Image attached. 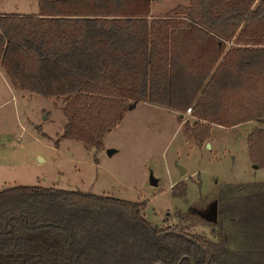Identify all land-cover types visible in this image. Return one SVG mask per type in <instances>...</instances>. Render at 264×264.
<instances>
[{
    "label": "trees",
    "instance_id": "1",
    "mask_svg": "<svg viewBox=\"0 0 264 264\" xmlns=\"http://www.w3.org/2000/svg\"><path fill=\"white\" fill-rule=\"evenodd\" d=\"M149 2L37 0V14L0 15V69L15 87L61 99V136L87 146L138 102L180 115L191 107L185 127L199 145L211 123L264 124V0H189L161 17L148 16ZM192 32L214 49L181 63ZM247 150L264 167L263 128ZM170 189L182 196L185 183ZM145 207L38 184L1 188L0 264H264V181L220 183L174 214L208 224L211 236L154 224Z\"/></svg>",
    "mask_w": 264,
    "mask_h": 264
},
{
    "label": "rangeland",
    "instance_id": "2",
    "mask_svg": "<svg viewBox=\"0 0 264 264\" xmlns=\"http://www.w3.org/2000/svg\"><path fill=\"white\" fill-rule=\"evenodd\" d=\"M150 1V13L163 16L189 0ZM61 103L13 86L0 69V189L38 184L144 200L148 221L211 236L208 224L179 221L174 214L200 195L212 196L220 183L264 181V167L254 168L247 150L248 134L264 124L215 126L211 143L199 145L184 125L195 120L192 112L138 102L127 106L95 147L61 136ZM177 165L185 170L182 196L170 189L180 181Z\"/></svg>",
    "mask_w": 264,
    "mask_h": 264
},
{
    "label": "crops",
    "instance_id": "3",
    "mask_svg": "<svg viewBox=\"0 0 264 264\" xmlns=\"http://www.w3.org/2000/svg\"><path fill=\"white\" fill-rule=\"evenodd\" d=\"M150 2H149V13H148V16L149 17H161V16H157V15H152V13H150L151 12L150 10H152ZM187 3H189V1H187ZM186 5H184V4H182V5L176 4L173 7H175V6H186ZM37 13H38L37 0H35V1L34 0H0V15H6V14L33 15V14H37ZM192 33H194V34L190 35L192 38L187 37V40H189V41H187V43L184 45V47L181 48L180 52H177V60L182 61L181 63H183V61H185L186 63H189V62L191 63L192 61H194V63H198L197 62V58H199L200 54L205 53V51H207V50H208V52L209 51H213V49H214L211 46L199 44L198 41H197L198 37H196V35H197L196 32H192ZM224 43H225V46H226L225 51L231 46H236V47L238 46L237 44H235L233 42V40L232 41H228V42L224 41ZM179 46H180V44L177 43L176 44V49H179L178 48ZM142 104H150V105H155V106H161V105L147 103V102L142 103ZM133 106H134V104H133ZM162 107H165V106H162ZM181 114L183 115V113H181ZM215 126H220V125H216V124H213V123L210 124V131H211L210 132V138L208 139V141L206 143H208V142L211 143V141H212V130H213V127H215ZM185 129H186V127H185ZM186 132H189V131L186 130ZM190 135H191V133H190ZM180 175L181 174H179V179L178 180L183 179L182 177H180Z\"/></svg>",
    "mask_w": 264,
    "mask_h": 264
},
{
    "label": "water",
    "instance_id": "4",
    "mask_svg": "<svg viewBox=\"0 0 264 264\" xmlns=\"http://www.w3.org/2000/svg\"><path fill=\"white\" fill-rule=\"evenodd\" d=\"M132 106L133 105H129V108H131ZM110 153H111V151H107V154H110ZM177 166H178L179 174H182L184 172V169L179 165H177ZM253 167L258 168V166L256 164H253ZM150 182H151V184H155L154 180H151Z\"/></svg>",
    "mask_w": 264,
    "mask_h": 264
},
{
    "label": "built area",
    "instance_id": "5",
    "mask_svg": "<svg viewBox=\"0 0 264 264\" xmlns=\"http://www.w3.org/2000/svg\"><path fill=\"white\" fill-rule=\"evenodd\" d=\"M185 113H186V114H190V113H191V107L186 108V109H185Z\"/></svg>",
    "mask_w": 264,
    "mask_h": 264
}]
</instances>
